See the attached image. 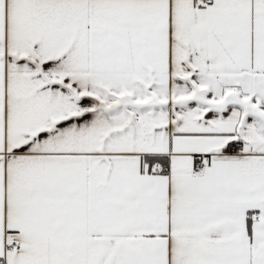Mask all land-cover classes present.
I'll list each match as a JSON object with an SVG mask.
<instances>
[{
    "label": "snow or ice",
    "instance_id": "snow-or-ice-1",
    "mask_svg": "<svg viewBox=\"0 0 264 264\" xmlns=\"http://www.w3.org/2000/svg\"><path fill=\"white\" fill-rule=\"evenodd\" d=\"M0 264H264V0H0Z\"/></svg>",
    "mask_w": 264,
    "mask_h": 264
}]
</instances>
